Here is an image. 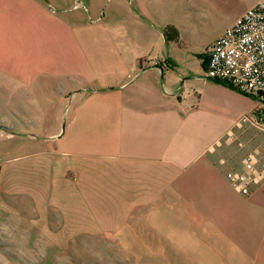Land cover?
Wrapping results in <instances>:
<instances>
[{"label": "crops", "instance_id": "obj_1", "mask_svg": "<svg viewBox=\"0 0 264 264\" xmlns=\"http://www.w3.org/2000/svg\"><path fill=\"white\" fill-rule=\"evenodd\" d=\"M260 1L0 0L13 108L31 116L24 134L0 125V215L74 264H264L260 101L205 74ZM20 22L35 43L12 42Z\"/></svg>", "mask_w": 264, "mask_h": 264}, {"label": "rangeland", "instance_id": "obj_2", "mask_svg": "<svg viewBox=\"0 0 264 264\" xmlns=\"http://www.w3.org/2000/svg\"><path fill=\"white\" fill-rule=\"evenodd\" d=\"M245 4L243 1L240 2L238 12H241ZM234 15L235 13L224 18L223 24L233 22ZM25 39H30L31 43H35L37 41L36 31L24 28L20 22V27L17 31L15 30L12 42H15L16 46L22 45ZM6 43L7 38L0 35V60L3 59V63L0 64V125H3V128L10 127L17 134H24L29 128L28 122L31 116L24 110L13 108L21 100L13 97L19 84L13 80L6 68V51L1 50ZM33 133H40V131ZM8 140L6 136H0V141L8 142ZM0 157H6V153H0ZM81 245L82 249L93 245L101 249L102 244ZM74 256L76 257L70 250L62 252L56 249L21 217L0 215V264H74L77 261L76 258L73 259Z\"/></svg>", "mask_w": 264, "mask_h": 264}, {"label": "built area", "instance_id": "obj_3", "mask_svg": "<svg viewBox=\"0 0 264 264\" xmlns=\"http://www.w3.org/2000/svg\"><path fill=\"white\" fill-rule=\"evenodd\" d=\"M205 74L257 98L260 108L255 124L264 132V0L250 7L210 45ZM247 166L253 167L250 156ZM229 176L238 181L233 173ZM248 190L243 187L245 193Z\"/></svg>", "mask_w": 264, "mask_h": 264}, {"label": "trees", "instance_id": "obj_4", "mask_svg": "<svg viewBox=\"0 0 264 264\" xmlns=\"http://www.w3.org/2000/svg\"><path fill=\"white\" fill-rule=\"evenodd\" d=\"M164 34L168 41H176L180 37L178 29L172 25H168L164 28Z\"/></svg>", "mask_w": 264, "mask_h": 264}]
</instances>
